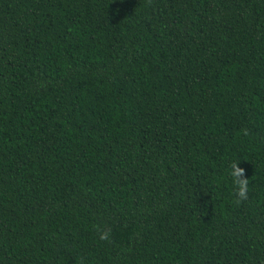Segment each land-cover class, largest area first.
<instances>
[{"label":"trees","instance_id":"1","mask_svg":"<svg viewBox=\"0 0 264 264\" xmlns=\"http://www.w3.org/2000/svg\"><path fill=\"white\" fill-rule=\"evenodd\" d=\"M0 264H264V0H0Z\"/></svg>","mask_w":264,"mask_h":264},{"label":"clouds","instance_id":"2","mask_svg":"<svg viewBox=\"0 0 264 264\" xmlns=\"http://www.w3.org/2000/svg\"><path fill=\"white\" fill-rule=\"evenodd\" d=\"M244 134L245 135L248 134L246 130ZM237 163L238 161L230 162L228 167V175L231 177L234 187L236 189L235 191L236 199L234 200V203L239 205L242 201L248 199L247 191H248L249 180L240 179V177L244 176V170L242 168H239L237 166ZM97 231L99 233L98 238L100 241L110 242V236H111L110 230H101L97 228Z\"/></svg>","mask_w":264,"mask_h":264}]
</instances>
